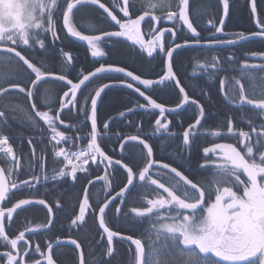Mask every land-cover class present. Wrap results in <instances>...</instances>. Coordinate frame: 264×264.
Here are the masks:
<instances>
[{
	"label": "snow or ice",
	"instance_id": "6c2138e0",
	"mask_svg": "<svg viewBox=\"0 0 264 264\" xmlns=\"http://www.w3.org/2000/svg\"><path fill=\"white\" fill-rule=\"evenodd\" d=\"M192 5L193 0H111V6L103 0H0V100L23 97L21 104L0 109V159L9 165L0 166V264H57L55 249L66 245L73 248L77 264H111L117 240L134 245V249L130 247L131 264H171L168 255L173 250L184 255L182 264H264V51L245 52L243 57L235 52L222 56L217 51L255 39L264 42V17L258 13L256 0H249L257 30L226 33L230 0H217L221 14L218 22L215 18L207 20L211 30L205 37L198 30L200 14ZM85 7L97 8L101 22L83 17L78 20L76 13ZM165 22L171 26H164ZM105 25L113 30H106ZM181 30L187 36L178 43ZM61 33L63 38L85 42L93 58L106 55L103 44L123 38L148 58L161 56V71L153 79L113 63H100L86 73L77 70L74 55L62 46ZM186 47L204 50V59L196 68L208 81L228 73L219 78V92L227 104L250 106L260 118L257 122L255 117H247L248 130H244L236 128L234 116L226 115L222 124L207 132L215 139L202 148L198 162L200 171L210 172L205 181L190 178L191 149L210 113L205 103L192 94L198 86L183 84L174 66V53ZM111 74L119 76L100 83L94 94L84 96L81 103L78 93L83 94L86 82ZM190 78L195 79V74ZM48 82H62L66 90L53 98L44 88L41 96L40 89ZM169 85L182 96L175 107L157 102L150 94ZM121 87L133 90L144 103L120 112V118L136 110L148 114L158 110L153 135L181 139L179 147L183 150L178 148L169 154L171 163L154 155L151 137L140 134V125H136L137 134L115 135L121 158L115 159L102 147L100 141L108 135L111 120L99 129L98 100L107 89ZM199 95L211 102L207 90L201 88ZM187 108L196 112L193 122L182 133L173 132L166 114H178ZM73 110L83 118L66 123L63 114ZM9 111L22 112L40 132L39 136L27 138V157L22 152L18 154L10 143L11 137L3 132ZM60 126L71 129V135ZM216 139L234 142H215ZM70 142L71 149L61 146ZM129 144L140 147L138 155L143 166L138 170L124 162ZM37 145H43L39 152ZM49 158L62 166L50 170ZM185 163L187 169L183 167ZM93 167L104 174L91 178ZM117 167L126 173V183L119 191L110 180V170ZM25 171L29 173L27 178H21ZM79 173L85 174L86 185L69 216L70 228L77 232L75 238L56 236L44 243L30 239L29 234L48 233L57 227L56 214L63 205L59 199L53 204L46 198H20L13 203L16 192H38V186L49 181L59 183L71 178L79 182ZM96 181H103L108 191L102 201L92 202L90 188ZM137 186L142 193L140 206L127 208V196ZM36 205L46 209L45 220L13 228L19 211ZM109 210L114 211L117 221L123 218L132 228L148 220L146 234L136 237L114 230L106 222ZM89 217L98 221L95 236L86 231ZM81 231L85 232L83 240ZM86 243L93 251H87ZM96 248L101 251L92 259Z\"/></svg>",
	"mask_w": 264,
	"mask_h": 264
},
{
	"label": "flooded vegetation",
	"instance_id": "af4514ba",
	"mask_svg": "<svg viewBox=\"0 0 264 264\" xmlns=\"http://www.w3.org/2000/svg\"><path fill=\"white\" fill-rule=\"evenodd\" d=\"M199 1V0H198ZM197 0H193V9L197 11L200 14V19L198 21L200 27L198 28L199 31H201L202 36H208L209 31L211 30V26L207 25V20L215 18L218 22L219 15L221 14L218 5L217 0H202L201 4H204L203 6L197 5ZM103 2L109 3L111 6V0H103ZM257 3V10L260 16L264 17V12L260 11L259 6L264 8L263 3L264 0H256ZM238 6H244L246 7L245 14L249 15L248 19V27L246 25H242L239 27H235L231 25L232 16L235 14L234 8ZM233 13V15H232ZM241 13V12H240ZM76 17L78 20H80L81 17H83L85 20L88 18H92L97 20V22H101L99 20L100 18V11L97 10L95 7H85L81 8L79 12L76 13ZM164 26L170 27L171 25L168 22H165ZM225 32L226 33H238V32H251L256 31V25L253 22V19L250 16V9H249V0H230V15L227 23L225 24ZM106 30H113L107 25H105ZM144 31L147 32L148 28L144 27ZM61 36L63 38V33H61ZM187 36V33L184 30H181L178 32V39L176 42L180 43L183 41V39ZM221 38H228L227 36H222ZM170 37L166 39L169 40ZM250 43H257L256 45L259 46V49L254 50H245V45ZM131 42L124 40L123 38H113L111 42H106L102 45L104 51L106 52V55L104 57H97L95 59H98L101 63L106 62L107 60H111L112 56L114 55V52L118 51V48H123L130 52L133 56L131 64V68L140 75L145 76V78H156V75L161 71L162 65H161V56L157 55L155 59L148 58L146 53H141L138 46L136 49H133L130 47ZM65 50L70 51L74 57V64L76 65V68L79 70H85L84 66L87 65L88 58L87 56L90 54V50L87 48V45L85 42H80L76 40L75 38L67 37L63 38V44ZM117 48V49H116ZM217 51L220 52L222 56L229 55L232 52H235L237 56L243 57V54L245 52H252V51H264V42L260 41L259 39L246 41L241 44L236 45L233 48L224 47L221 49H218ZM182 52V50H178L177 53H174V66L177 69V67L182 68V66L179 65V62L177 60V56L179 53ZM84 55V56H83ZM136 58H140L144 61L137 62ZM189 64L185 65V68L191 72V77L195 74L196 78L193 80L188 81L189 87L196 85L198 86L196 88V91L198 94L195 98L200 99L201 103H205L206 107L208 108V111L210 113L208 119L204 122V128L201 130L202 134L198 137L201 138L203 136L208 137L207 132L214 129L217 125L216 118H224L226 115L235 116V112H232L225 100L223 99L222 95L219 92V78L227 75L228 73H220L219 76L214 81H208L207 76L205 74H202L199 72V70L196 68V65L198 62L202 61L204 59V50L200 48H192L190 51V57ZM259 62V61H256ZM153 66L155 67V70L153 71ZM12 68H15V65H12ZM186 73V71H185ZM187 74V73H186ZM189 74H187L188 76ZM190 76V75H189ZM69 78H72L70 76ZM105 77H103L104 79ZM118 78L117 76L113 77V79ZM94 80V79H93ZM96 84H93L92 81L87 84V87H84L82 89V95L78 93V96L80 97L81 103H83V97L91 94H94L93 88ZM47 88L49 90V94L55 98L58 95H62L63 90H66L63 86V83L59 85L58 82H48L42 85L40 89V95H44L43 89ZM142 90L143 86H141ZM203 88L207 90L210 94L211 102L209 103L207 98L201 97L199 95L200 89ZM186 90H189L186 88ZM118 94L122 96L124 99H126L127 105L126 108L134 107L137 103H144L143 98L139 97L137 93H135L133 90L127 89V88H110L103 93L102 98L100 100V103L98 107L100 106L104 95L108 94ZM215 93L218 94L219 101L222 102V107H213V103H215ZM152 95V98L157 99V102L164 103L168 107H175L177 103H179L182 99V96L177 93L176 89L169 85L168 87H160L155 92H150ZM193 94V93H192ZM172 95V96H171ZM194 95V94H193ZM174 96V98H172ZM23 101V97L20 96L17 98L16 96H9L6 97L3 100H0V109H6L8 108L9 104H21ZM89 107H90V101H89ZM235 107V106H230ZM100 108V107H99ZM237 108V107H236ZM223 110V111H222ZM238 110V109H237ZM186 110H183L179 112V114H166L168 116V119L172 121L170 128L175 133H182V129L186 128L189 123L193 122V118L188 119V114L186 113ZM240 111L244 112L246 115L256 116L255 112H253L250 108V106H243ZM224 113V114H223ZM156 115H158V110L155 114H148L143 110H136L133 113H129L124 118H120L119 116L115 117V115L107 116L105 118H102L100 116V110L98 109V127L99 129H103V123L105 121L110 122V130L108 135L104 136V138L100 141L102 147L105 148V150L110 154L113 155L115 159L121 158L119 145L115 139V135L119 133H123L125 135H132L137 134V127L136 125H140V127L143 129V132L140 133L141 135H146L148 137H151L149 140L150 143L154 145V155L157 158H164V162H172V158L169 156L171 152L174 150L180 149L181 145V139L179 136H177L175 139L167 138L159 133H156L153 135V128H154V119L156 118ZM66 123H71L73 121H77L82 119L83 117H78L75 115V110H73L72 113H68L65 111L62 117ZM257 122H259L260 118L255 117ZM182 122V127H181ZM235 124V122H234ZM236 126V124H235ZM245 128H247V123L244 125ZM248 129V128H247ZM60 130L65 131L68 135H71L72 130L65 128L64 126H60ZM4 134L11 137L10 143L13 145L14 148L18 149V154L22 152L25 154V157H27V154L29 153V147L27 144V138L29 136H39L40 132L34 129L30 123L26 120L23 113L20 111H9L8 112V118H7V125L3 127ZM47 136V134H45ZM212 139H215L212 137ZM218 140V139H216ZM64 147H68L71 149V142L69 145H61ZM43 147V145H37V152H39L40 148ZM181 150H183L181 148ZM140 151V147H133L132 144H129L127 150L124 153V162L127 163L129 166L135 165V170H138L139 167L143 166V160L138 155ZM27 160L25 159V163ZM48 167L51 170L53 167H60L62 165H59L54 161V159L49 158L48 160ZM185 165V164H184ZM183 165L184 169H187ZM0 166L7 167L9 166L8 163L0 159ZM175 166V164H174ZM92 173V177L94 179L95 175H103V170H97L93 167V169L90 170ZM110 180L112 187L115 189V191H119L120 187H123V185L126 183V173L123 169L117 167V169L110 170ZM195 176L202 177L205 173V171H200L199 168L196 169V171L192 172ZM28 172L25 171L20 174L21 178H27ZM185 174H188L187 172ZM80 179L79 182H73L71 178H68L66 182H52L49 181L43 185L38 186V192H30L29 190H23V191H17L15 194V197L13 198L12 202L15 203L20 198H46L49 203H55L56 200H60L63 205V210L58 212L56 214V225L57 227L53 228L51 232L43 233V234H29V238L34 241H40L41 243H44L46 239L51 238L52 240H55L56 236H59L61 238H64L66 236H72L75 238L77 235V232L75 229L70 228V220L69 216L73 210V205L79 198V196L82 194V187L86 185V180L84 179L85 174L79 173L78 174ZM192 178V177H190ZM107 189L104 187L103 181H96L95 186L90 188L91 193V200L92 202L102 201L107 193ZM141 190L139 186L136 188H133L132 192L128 194L127 201L128 205L127 208H130L132 206H140V199H141ZM116 203H119V201H116ZM10 206V205H9ZM127 208L125 209L127 211ZM46 218V209H43L41 206H30L27 207L23 211H19L18 215L15 218V224L13 225V228L16 227H24L28 223H40L43 222ZM148 220H144L142 223L144 226H146ZM106 222L115 230V229H121L125 232V234H132L136 237H142L145 234L143 233V227L135 228L130 227V225L121 218L120 220H116L114 216V211L109 210L107 212L106 216ZM98 225V221L93 220L92 217H89L87 220V228L86 231L90 236H95L96 234V228ZM85 235L84 231H81L79 233V236L81 240H83ZM99 239V237H96ZM87 251H93V248L89 244L84 245ZM130 247L134 249V245H130V242L128 241H121L117 240L115 241V249H116V255L112 259V262L115 261L116 264H131V254H130ZM101 249L96 248L94 252V256L92 259L99 256ZM55 258L57 260V264H77V256L73 251V248L70 245H66L64 247H57L55 249ZM107 259V257L105 258ZM111 262V263H112Z\"/></svg>",
	"mask_w": 264,
	"mask_h": 264
},
{
	"label": "trees",
	"instance_id": "16d2710c",
	"mask_svg": "<svg viewBox=\"0 0 264 264\" xmlns=\"http://www.w3.org/2000/svg\"><path fill=\"white\" fill-rule=\"evenodd\" d=\"M198 1V0H197ZM202 0H199L197 2V5L198 6H203L204 4H201ZM263 6H264V3H263ZM260 8V11L261 12H264V8H262L261 6H259ZM246 10V7L244 8V6H238L236 8H234V11H235V14L233 15L232 13V20H231V25L232 26H235V27H239V26H242V25H246V27H248V19L249 18V15L245 14V11ZM241 12V13H240ZM229 19V18H228ZM254 22V20H253ZM186 38V36H185ZM184 38V39H185ZM257 43H250V44H246L244 47H245V50H254V49H259L256 45ZM117 49V48H116ZM118 51L114 52V55L112 56V59L111 60H107L106 62H102V63H113V64H116L118 66H121V67H127L128 70H133L131 68V62H132V59H133V56L130 52H128L127 50L125 49H121V48H118L117 49ZM182 50V52L179 53V55L177 56V60L179 62V65L182 66V68H179L177 67V69L179 70L178 71V76L181 78L182 80V83L183 84H188V81L189 80H193L191 77V72L188 70V68L186 69L185 68V65H187V63L189 64V57H190V51L192 50V48H186V49H180ZM84 56V55H83ZM241 57H242V54H241ZM88 58V62H87V65L84 66L85 70L84 72L86 73L87 71H91L93 70L95 67H98L99 64L101 63L98 59H95L93 57H91V55L89 54L87 56ZM137 62L141 61L144 63L143 60H141L140 58H136ZM77 70H79L77 68ZM135 71V70H133ZM189 74L187 76V74ZM136 74H139L137 73V71H135ZM115 76H119V74H111V76H105V78H101V79H95L92 80V83L93 84H96L95 87L93 88V90L99 86L100 83H107L109 82V79H113V77ZM59 85L61 84V82H58ZM177 93H179V90L176 89ZM194 96L196 97V95L198 94L197 91H195L194 93ZM172 96V95H171ZM215 103H213V107H216L218 105V107H222V102L219 101L218 99V94L215 93ZM174 98V96L172 97ZM127 100L124 99L122 96L118 95V94H108V95H104V98L100 104V116L102 118H105L107 116H111V115H115V117L119 116V113L122 112V111H126L125 108H126V105H127ZM228 108L232 111V112H235V124H236V128L238 129H244V130H248L247 128L244 127V125L247 123V117H249V115H246L244 112L240 111L241 108H236V107H230L228 106ZM238 109V110H237ZM223 111V110H222ZM186 113L188 114V119L190 118H194V116L196 115V112L194 111L193 108H187V111ZM224 114V113H223ZM241 117H245V119L241 120L240 118ZM251 117H256V116H251ZM217 120V123L220 125L224 122V118H216ZM214 139H212V137L208 136V137H201V138H197L195 140V143L193 144L192 146V172L196 171V169L198 168V162L201 161L202 159V148L203 147H207L209 146L212 142H213ZM215 142H234L232 140H216ZM78 145L80 144V142H77ZM181 150V148L179 149ZM182 151V150H181ZM186 168H188V164L185 163L184 165ZM210 176V172H207L205 171L204 175L202 177H199V176H195L194 174L191 175L190 177H192L193 179H196V180H200V181H205L208 177ZM147 225L144 226L143 223H138L136 225L137 228H142L143 226V233L146 234V230L149 228V221H147ZM111 264H116L115 261H113Z\"/></svg>",
	"mask_w": 264,
	"mask_h": 264
},
{
	"label": "rangeland",
	"instance_id": "374dc122",
	"mask_svg": "<svg viewBox=\"0 0 264 264\" xmlns=\"http://www.w3.org/2000/svg\"><path fill=\"white\" fill-rule=\"evenodd\" d=\"M184 255L176 252L173 250L171 253L168 255V259L171 262V264H182V261L184 260Z\"/></svg>",
	"mask_w": 264,
	"mask_h": 264
},
{
	"label": "water",
	"instance_id": "95a60500",
	"mask_svg": "<svg viewBox=\"0 0 264 264\" xmlns=\"http://www.w3.org/2000/svg\"><path fill=\"white\" fill-rule=\"evenodd\" d=\"M227 21H228V17L226 18V23H227ZM225 23V24H226ZM86 83H88V82H86ZM82 88H83V86H82ZM103 94V93H102ZM102 97V96H101ZM101 99V98H100ZM100 99L98 100V105H99V102H100ZM99 108V107H98Z\"/></svg>",
	"mask_w": 264,
	"mask_h": 264
},
{
	"label": "bare ground",
	"instance_id": "6f19581e",
	"mask_svg": "<svg viewBox=\"0 0 264 264\" xmlns=\"http://www.w3.org/2000/svg\"><path fill=\"white\" fill-rule=\"evenodd\" d=\"M228 18H229V16H228ZM254 24H255V21H254ZM256 25V24H255ZM187 48V47H186ZM186 48H183V49H186Z\"/></svg>",
	"mask_w": 264,
	"mask_h": 264
}]
</instances>
